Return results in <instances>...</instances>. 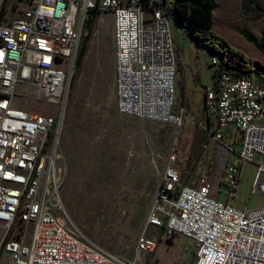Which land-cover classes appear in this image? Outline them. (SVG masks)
I'll return each mask as SVG.
<instances>
[{"label": "built area", "instance_id": "1", "mask_svg": "<svg viewBox=\"0 0 264 264\" xmlns=\"http://www.w3.org/2000/svg\"><path fill=\"white\" fill-rule=\"evenodd\" d=\"M21 1L20 17L6 21L3 15L0 21V264H142L161 237L175 236L192 242L193 264H264V207L245 211L219 202L205 175L187 185L175 148L135 242L134 260L76 232L61 211L64 174L57 147L87 17L93 10L100 19L111 15L117 112L179 126L169 25L175 21L173 0ZM216 68L212 57L211 73ZM28 100L53 108V114L27 110L22 105ZM203 103L211 128L202 150L214 159L225 156L221 180L233 186L240 163L258 153L263 162L253 191L264 193V77L220 73L205 87ZM232 130L239 151L228 162L232 150L224 139ZM149 229L159 236H147Z\"/></svg>", "mask_w": 264, "mask_h": 264}, {"label": "rangeland", "instance_id": "2", "mask_svg": "<svg viewBox=\"0 0 264 264\" xmlns=\"http://www.w3.org/2000/svg\"><path fill=\"white\" fill-rule=\"evenodd\" d=\"M1 9L4 20L18 18L22 1L0 0ZM215 22L219 28L217 17ZM169 25L175 58L173 103L180 116L179 126L117 112L112 23L111 15L105 14L96 21L77 79L70 85L59 134L57 164L64 174L59 189L61 211L80 236L127 261L135 258V242L174 148L187 185H197L205 175L204 181L208 180L212 196L219 202L236 210L264 207V193L253 191L262 155L254 153L251 160L240 163L236 187L229 190L221 184L225 156L214 159L202 150L207 139L203 97L205 87L212 84V56L189 39L187 20L170 21ZM16 92H22L21 86ZM28 101L21 104L27 110L53 114V108L43 110V103ZM230 147L228 162L237 158L239 144ZM153 234L152 229L147 231V236ZM141 259L142 264H193V245L182 236L171 242L161 237L153 251Z\"/></svg>", "mask_w": 264, "mask_h": 264}, {"label": "trees", "instance_id": "3", "mask_svg": "<svg viewBox=\"0 0 264 264\" xmlns=\"http://www.w3.org/2000/svg\"><path fill=\"white\" fill-rule=\"evenodd\" d=\"M253 4L255 0H248ZM216 0H173L172 11L177 22L187 20L189 26L185 29L187 36L194 41L196 46L206 49L217 60V68L212 72V76L216 77L220 73H227L234 77L245 79H259L262 74L259 73V66L248 58L244 53L231 47L228 42L220 35L212 30L213 10ZM4 9L0 10V21L4 15ZM99 13L95 10L91 11L85 22L86 34L84 35L79 52L76 58V69L72 77V83L77 79L80 67L87 54L89 42L94 34L96 21ZM242 37L252 44L264 56V33L259 39H254L247 33L241 32ZM114 54V51H113ZM239 175L233 186L226 185L224 180L221 184L234 189L238 181ZM173 237L167 239L171 242Z\"/></svg>", "mask_w": 264, "mask_h": 264}, {"label": "crops", "instance_id": "4", "mask_svg": "<svg viewBox=\"0 0 264 264\" xmlns=\"http://www.w3.org/2000/svg\"><path fill=\"white\" fill-rule=\"evenodd\" d=\"M217 11L218 13H216ZM215 17H217V22L220 25L219 28H215ZM234 24H240L242 28L236 27ZM212 30L224 38L231 47L243 52L254 61L259 66V73L264 77V56L240 34L241 32L247 33L257 40L264 33V0H255L253 4L249 3L248 0H216ZM213 79L211 73V83ZM203 116H205L206 129H210L211 123L206 118L204 103L202 107ZM238 137V133L232 130L228 132L224 140L226 144L232 145L238 142Z\"/></svg>", "mask_w": 264, "mask_h": 264}]
</instances>
